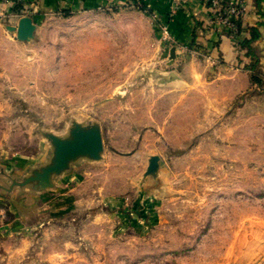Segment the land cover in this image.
<instances>
[{"label": "rangeland", "instance_id": "rangeland-1", "mask_svg": "<svg viewBox=\"0 0 264 264\" xmlns=\"http://www.w3.org/2000/svg\"><path fill=\"white\" fill-rule=\"evenodd\" d=\"M1 21L13 38L8 17ZM143 23L108 10L61 13L45 18L25 49L0 40V175H9L0 187L10 192L12 180L49 161L44 133L95 122L104 146L100 160H76L38 191L39 222L14 245L0 242V264H257L264 116L223 141L198 96L196 116L169 115L147 83ZM146 104L161 116L147 118ZM235 119L228 114L229 129ZM171 122L174 131L156 132ZM152 153L162 158L154 181L142 177Z\"/></svg>", "mask_w": 264, "mask_h": 264}, {"label": "crops", "instance_id": "crops-1", "mask_svg": "<svg viewBox=\"0 0 264 264\" xmlns=\"http://www.w3.org/2000/svg\"><path fill=\"white\" fill-rule=\"evenodd\" d=\"M127 1H131V4H127ZM135 1L146 10L136 8ZM29 2L32 4L31 8H34L30 16L36 24L34 37L45 18L61 13L108 10L124 18L144 22V26L150 31L146 46L149 57L145 59L149 62L147 65L151 73L147 75L146 81L162 94L164 111L168 110L171 116L174 112L175 116H196L198 96L204 115L216 118L214 126H218L223 141L228 140L229 131L238 134L245 124L253 128L264 116V111L257 109L258 102L264 99V90H261L262 87L264 89V0H245L247 12L239 19L241 29L236 34L226 31L218 40L206 30L210 8L202 0H184L180 6L175 5L174 0H116L120 5L111 9H102L104 0H28ZM11 8L7 1L0 0V40L13 42L20 49L34 45L35 38L28 42L19 41L10 37L3 29L2 16H7L10 20L7 24L11 25H15L19 19H12ZM151 12L159 15L162 22H166L168 39L163 38L158 24L151 18ZM249 27H256L260 33L253 46L258 56L261 84L253 82L252 71L248 69L250 58L244 54L245 50L239 44V41L247 38ZM125 29L127 33V28ZM172 47L175 57L169 60ZM92 67L99 68L98 59ZM170 100L175 101V104H169ZM146 106L153 114L147 118L161 116L158 105L155 109L154 106ZM180 107H186V110L182 111ZM181 111L182 114L179 113ZM229 113L236 117L235 124L233 121L230 129L227 125ZM145 121V126H148L150 119ZM174 130L172 122L166 127L162 125L161 128L156 124L157 133ZM238 141H241L240 137H236V142ZM159 157L162 160L160 155ZM29 161L22 160L23 163H30ZM6 175L8 174L0 177L5 178L3 176ZM0 180L5 183L4 186L7 185L6 181ZM3 189V186L0 187V242L5 240L14 245V236L22 234L21 236L26 237L29 230L39 222L41 207L37 205L36 198L42 192L32 191L27 187L13 188L10 192ZM3 200L8 201V204L2 202ZM262 237L264 234L259 232V243L256 244L257 250L254 252L257 264H264V242L260 239ZM24 241L21 238L17 244L23 245Z\"/></svg>", "mask_w": 264, "mask_h": 264}, {"label": "water", "instance_id": "water-1", "mask_svg": "<svg viewBox=\"0 0 264 264\" xmlns=\"http://www.w3.org/2000/svg\"><path fill=\"white\" fill-rule=\"evenodd\" d=\"M5 28L19 40L28 42L34 37L36 24L30 16H22L15 25L6 24ZM174 47L170 49L169 60L174 59ZM49 140L52 154L44 165L32 170L21 180H12L8 189L14 186L27 187L32 191H43L53 186V178L69 169L76 160H100L104 149L102 133L99 124L92 122L87 125L73 123L68 129V135L58 136L52 133L43 134ZM161 167L160 157L151 154L147 158L146 167L142 173L143 179L156 180Z\"/></svg>", "mask_w": 264, "mask_h": 264}, {"label": "built area", "instance_id": "built-area-1", "mask_svg": "<svg viewBox=\"0 0 264 264\" xmlns=\"http://www.w3.org/2000/svg\"><path fill=\"white\" fill-rule=\"evenodd\" d=\"M12 7L15 4H20V10L18 13H13L12 15L15 17L22 16H31L34 12V8H31V3H28V0H5ZM175 5L180 6L181 2L184 0H174ZM206 3L209 10V22L207 26V32L214 34V36L220 39L224 32L230 31L232 34L237 33V25L235 23L236 20H239L246 12H247V4L245 0H202ZM127 4H131V1H127ZM133 4V2H132ZM138 2H134V6H138ZM120 4L116 2V0H104L102 4V9H111L115 6H119ZM151 18L155 23L158 24L159 29L161 30V34L164 39H168V26L166 22H162L154 12H151ZM204 57H207L204 55Z\"/></svg>", "mask_w": 264, "mask_h": 264}, {"label": "trees", "instance_id": "trees-1", "mask_svg": "<svg viewBox=\"0 0 264 264\" xmlns=\"http://www.w3.org/2000/svg\"><path fill=\"white\" fill-rule=\"evenodd\" d=\"M20 8V4H15L11 10L15 11L17 8ZM136 8L145 9L142 5H135ZM146 10V9H145ZM237 25V31L238 29H241V23L240 20L235 21ZM248 36L247 38L243 39L242 41H239L240 48L245 50V55L250 58V62L248 64V69L252 71L251 78L253 82L261 84V75L260 71L258 70V56L256 54V50L253 46V42L258 39L260 33L256 27H249L248 29Z\"/></svg>", "mask_w": 264, "mask_h": 264}]
</instances>
